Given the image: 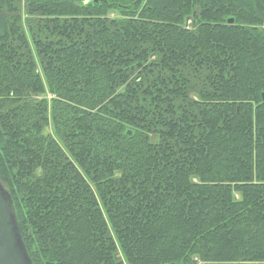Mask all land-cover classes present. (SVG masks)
<instances>
[{"label": "trees", "instance_id": "obj_1", "mask_svg": "<svg viewBox=\"0 0 264 264\" xmlns=\"http://www.w3.org/2000/svg\"><path fill=\"white\" fill-rule=\"evenodd\" d=\"M263 95L264 0H0L32 263H264Z\"/></svg>", "mask_w": 264, "mask_h": 264}, {"label": "water", "instance_id": "obj_2", "mask_svg": "<svg viewBox=\"0 0 264 264\" xmlns=\"http://www.w3.org/2000/svg\"><path fill=\"white\" fill-rule=\"evenodd\" d=\"M233 24L234 20L228 21ZM264 100V95H263ZM0 264H33L22 241L14 202L0 182Z\"/></svg>", "mask_w": 264, "mask_h": 264}, {"label": "rangeland", "instance_id": "obj_3", "mask_svg": "<svg viewBox=\"0 0 264 264\" xmlns=\"http://www.w3.org/2000/svg\"><path fill=\"white\" fill-rule=\"evenodd\" d=\"M113 16H116V14H113ZM234 20V19H233ZM235 21V20H234ZM188 25L190 26V25H192V22L191 21H189L188 22ZM248 264H264V263H248Z\"/></svg>", "mask_w": 264, "mask_h": 264}]
</instances>
